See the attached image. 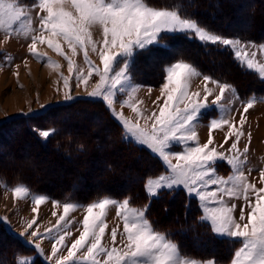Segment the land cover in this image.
I'll use <instances>...</instances> for the list:
<instances>
[{
  "label": "snow or ice",
  "instance_id": "6c2138e0",
  "mask_svg": "<svg viewBox=\"0 0 264 264\" xmlns=\"http://www.w3.org/2000/svg\"><path fill=\"white\" fill-rule=\"evenodd\" d=\"M36 9L39 10L36 15L38 27L33 28L31 13ZM94 29L102 33V40H93ZM0 33L5 41L13 36L30 41L27 51L33 58L58 68V64L38 51V45H47L67 61L70 76L75 73L76 87L84 85L87 90L89 79L93 75L98 77L93 90L88 93L89 98L104 104L121 126L125 141L146 147L160 162L159 172L146 178L144 190L149 203L143 207L132 206L129 198L118 201L111 197L97 199L86 206L63 203V214L57 225L62 221L71 225L72 222L66 218L71 212L83 208L86 214L82 220V231L70 246L65 244V237L71 232L66 229L59 233L53 239L48 259L55 257L54 264H205L190 259L168 234L156 230L147 216L151 201L161 198L164 193L174 195L183 191L189 207L195 201L200 209L201 224H207L215 235L230 238L239 245L230 264H264V186L257 188L248 181L244 171L247 157L245 155L242 160L237 147L241 137L245 136L247 117L244 113H248L257 102H264V98L258 101L253 96L240 100L232 86L203 75L194 64L181 59L164 67L160 96L153 101L158 112L154 110L146 115L140 108L144 101L137 99L142 86L134 83L133 78L138 56L150 54L166 39L183 35L196 40L205 49L214 46L230 50L241 67L255 71L264 82V63L255 61L257 51L264 54V44L219 35L201 26L195 19L182 15L181 6L157 7L149 0H31L30 3L0 0ZM61 42L68 46L73 56L77 50L83 52L86 74L83 69L75 68ZM89 48L97 54L99 65L89 59ZM3 60L10 66L12 57L4 54ZM24 62L27 64L26 60ZM15 74L18 76V72ZM194 78H202L203 95L200 91H190ZM61 79L63 87L70 92L69 79L62 75ZM209 83L216 86L217 94L214 95L208 88ZM152 90L149 87L148 93L151 94ZM229 92L230 97L226 95ZM121 95L125 98L118 99ZM213 95L214 98L209 101ZM65 98L72 99V96L65 93ZM161 100L162 104L158 103ZM236 101L243 106L238 122H235L234 109L230 106ZM117 104L121 108H129L135 114L136 122L133 123L122 111L118 112ZM211 111H218L221 115L210 118L208 139L200 143L197 129L200 121ZM141 118L145 122L151 121L150 130L140 126ZM224 126H227V134L223 143L213 146L212 131ZM53 133L54 130H45L40 135L47 138ZM232 137L235 140L226 151L233 155L217 151V147L223 148ZM247 137L251 142L250 132ZM248 151L246 145L243 153L247 154ZM221 165L229 167L227 176L219 174ZM251 171L249 168L248 173ZM259 180L264 184V169L259 171ZM0 185L10 190L15 200H30L35 205L32 212H37L48 199L32 194L22 183L10 189L3 181H0ZM239 200H243V205L232 202ZM57 205L59 202H54V206ZM238 207L237 218L234 212ZM110 208L116 210L117 224L110 230L109 246L102 241L108 229L106 216ZM120 223L123 225L122 231ZM34 224L35 218L27 222L21 236L26 233L37 240L46 238L35 229L29 231ZM0 225L8 227L3 219H0ZM51 231L49 229L47 233ZM28 247H32V242ZM62 248H66V255H57ZM33 250L37 257L43 255L39 242H35ZM77 253H81L79 258ZM19 264H35V258L31 261L21 259ZM207 264L215 262L209 261Z\"/></svg>",
  "mask_w": 264,
  "mask_h": 264
},
{
  "label": "rangeland",
  "instance_id": "374dc122",
  "mask_svg": "<svg viewBox=\"0 0 264 264\" xmlns=\"http://www.w3.org/2000/svg\"><path fill=\"white\" fill-rule=\"evenodd\" d=\"M228 1L232 2L233 0ZM259 1H262L263 3L262 8L264 12V0ZM21 2L30 3L31 0H21ZM253 2L254 0H245V3L235 6L234 12L232 14H225L223 10L221 11L217 9L216 13H220L219 15L227 20L224 21L225 23L221 27L225 26L228 30H236L251 26L253 22L246 15L249 14V11L253 7ZM209 3H217V1L214 2V0H210ZM212 9L213 8L210 7V10ZM38 11L39 10L36 9L31 13L33 17V28L38 27V19L36 18ZM205 13L209 14L208 10ZM263 14L264 13H261L260 9V13L258 16H261L260 18H262V21H264ZM210 17L213 18V16ZM256 23V32H258V22ZM260 33L264 35V30ZM217 34L225 36V33ZM239 38L241 40L254 42L257 45L264 44V42H257L255 40L247 39L244 37ZM93 40H102V33H98V30L94 29ZM29 42L30 41L25 40L23 37L17 38L16 36H13L10 40L5 41L3 34L0 33V181H3L9 189L22 183L23 185L27 186L29 190L31 189L30 191L32 194L45 196L48 199L46 203H43L39 206L37 212H32L31 209L35 207V205L32 204L30 200H15L13 198L12 192L10 190H6L2 185H0V219L3 218L6 224L10 225L8 227H4L2 225L3 228L9 230L10 227V231L21 237V239L25 243L29 244V242H33L32 245H34L35 242H39L41 245V249L43 250V255L48 259L51 256L53 239L56 238L59 233H63L66 229L71 232V235L65 237V244L70 246L71 243L79 237L80 231H82V220L84 215L86 214L83 208L71 212L70 215L66 218L67 220L72 222L71 225L63 221L60 223V225H57V221L60 215L63 214V203L71 201V203L78 202L77 204L86 206L92 203L91 201L88 202V198L90 196H94L97 193H100L101 191L103 192V194L100 195V197H98L97 199L111 197L118 201H122L123 199H119L111 194H108V191L113 189V191H115V194L117 195L118 192L128 189L129 186L131 187L134 185L135 187H137L136 181L140 179L139 173H141L140 168L142 167V163L140 164L141 166L138 165V163L136 162L137 158L132 156L131 163L127 162L126 167L122 166V160H125L123 158L124 155L122 154V156H119L121 153H119L120 151H116L117 148H114L112 150L109 149L110 146H105L104 143H106L107 139L106 133L103 134V132L98 129L101 124V112H98L96 115L94 114L90 117L89 113H87L86 110L88 109L87 105H79L71 109L67 108L64 110L60 108H54V110H51L52 112L50 111L51 113L49 112V114L44 119L39 120L38 123L40 125L42 124V127H51L49 131L53 130L52 122L58 124L61 129L59 138H61L64 133L68 132H70L73 136L77 133V131L84 134L87 133L94 135V138H97L100 141L101 146L98 147L97 150L93 148H90L88 150L89 154H91L94 158L91 162L89 160H86L88 156L87 151H83L82 154L81 152L78 154L76 153V150L68 149L63 144L61 145L62 149H59L57 151L50 149L44 151L41 147L38 148L35 145V142L32 140V136L30 134V129L25 127L23 124L19 125L18 123H20V121H18V119H21L22 117L28 119L33 118V116L40 115L41 113L43 114L52 107H57L65 103H71L75 100H93L89 98L88 93L93 90L92 86L96 81H98V77L93 75V77L89 79L87 90H85L84 85L76 87L74 79L75 73L70 76L68 72L67 61L62 56L57 55L54 51L49 49L47 45H38V51L41 54H44L46 59L54 62L55 64H58L59 67H51L47 64L38 62L27 51V44ZM62 45L64 46H62V48L65 51L66 55H68L73 60L75 68L83 69L86 74L87 65L84 63L83 52L77 50L76 55L71 56L68 53V46L63 42ZM226 51L231 52L228 49ZM250 51H256V49H250ZM88 53L89 59L92 60L94 64L99 65L100 62L97 54L91 52L90 48L88 49ZM4 54H8L12 57L10 66L3 60ZM25 60L27 61V64H25ZM157 60L158 59H156V56L148 57L146 58V60H144V62H142V66L148 70L147 72H153L154 74H156L159 68V63ZM255 61L258 64L264 63V54H261L259 51H257ZM36 64H38L39 66H36ZM47 68L51 69L48 70ZM231 69L235 75V78L237 80L239 79V81L242 80L243 76L240 75V72H238V70L234 69L233 67ZM17 72L18 76L15 74ZM226 74L228 75L229 73ZM61 75L64 78L69 79V88L71 89L70 92L69 89H65L63 87V79H61ZM146 76H148V74ZM213 79L218 80V78L216 79L215 77ZM245 80L241 81L242 90L243 88L248 89V85L250 83L252 86L253 83H255L252 78H249V80H247L246 77ZM198 82V79L194 78L191 81L190 90L200 91L201 95H203L204 83L199 84L195 88V85ZM227 84L234 88L233 84ZM160 87L158 88L160 89ZM208 88L214 93V95L217 94L218 90L216 89V86L214 84L209 83ZM257 91L260 93L257 94L255 92L251 97L255 96L259 101L261 98H264V89H260V87H257ZM154 92L157 91L152 90L151 94H149L148 89H143L141 92L137 93V99L144 101V103L140 106H144L142 111L146 115H150L151 111H154L157 108L156 105L153 104V101H156L155 97L160 96V94L157 93L156 95L154 94ZM65 93H69V95L72 96V99H66ZM214 95L209 97V101L214 98ZM226 95L230 97L231 92L227 93ZM122 97L123 95L118 97V99H123ZM225 106L227 107L229 105L225 104ZM230 106L234 109L235 122H238L240 119V113L243 111V106L239 101H236ZM116 110L118 112L122 111L126 117L131 118L134 122H136L137 118L129 108H121L120 105L117 104ZM220 115L221 113H219L218 111H211L200 121V126L197 129L200 143H205L208 139L209 129L207 125L210 118H219ZM244 115L247 117L246 123L244 125L245 136L241 137V141L237 147L241 154L240 158L243 160L245 155L247 157V164L244 168V171L247 175L248 181L254 183L256 187L259 188L264 186V184H261L259 180V171L261 169H264V102H257L254 107L252 109H249V112L244 113ZM63 118H65L66 122H62ZM60 120L61 122H58ZM149 122L150 121L145 122V120L142 118L139 120L140 125L145 127H148L150 125ZM237 126L239 127L238 124ZM45 130L48 129H43L40 131ZM248 132L251 133V142H249L247 137ZM55 133H57L56 130L54 131L53 135H55ZM226 134L227 126H224L223 129L213 130L211 133L214 141L213 146L222 144ZM51 135L52 134H50L49 137H51ZM234 140L235 137L230 138L228 140V143L223 145V148L217 147V151L225 152L226 155H233L234 153H229L226 150L230 147L231 143H233ZM246 145L249 148V151L247 154H244L243 149ZM117 153H119V158L118 156H116ZM124 153L128 155L127 152L124 151ZM1 162H4V165H2ZM107 163L108 165L114 166V168L116 169L115 174L106 172L105 165ZM153 164L155 166V162L148 161V163L146 162V167L149 168L150 165L153 166ZM22 166L26 168V175L19 174L22 172ZM14 167H16L18 171H16V168L14 169ZM249 168L252 169L250 174L248 173ZM119 169H122V172L119 171ZM228 170L229 167L227 165H221L219 167V174L222 176H227L229 174ZM20 178H24L30 181L29 183H32L33 188L28 184L26 185L25 182L18 183V179ZM112 182H114V185ZM45 184H47L48 186L44 187L43 185ZM37 187H41V189H38ZM34 188H37L36 191H33ZM71 188H73L74 190H70ZM71 193V198H67ZM54 202H59V205L54 206ZM130 202L134 207H139L136 206V204L142 205L141 207H143L145 204L149 203L148 201L144 204V201L141 197L135 198L133 200L130 199ZM232 202L237 203L238 205H243L244 203L243 200ZM151 203L152 201L150 202V208L152 205ZM177 207L180 209L181 204ZM150 208L147 212V216L153 227L158 230L157 226L154 225V223H156L154 218L151 217L152 208ZM156 208H158V205L156 206ZM189 209L194 211L197 215L196 221H198L197 223L200 225V229H202L199 233L201 236L205 238L207 237L206 235L212 234L217 238L225 239L228 241L232 240L227 237H219L215 235L207 224H201L199 222L201 211L195 201L191 202V206L188 208V210ZM174 211L175 210H173V212ZM245 211L247 212L248 209L245 208ZM53 213H55V215H53ZM115 213V208H110L106 216L108 229H106L105 239L102 241V243L109 244V246L110 230L117 224ZM234 216L238 218L239 207L234 212ZM34 218L36 219V224H34L33 229H29V231L35 229L38 231V234L40 236H46V238L42 240H37L36 237H29L26 233L23 237L21 236V233L24 232V229L26 227V223L31 222ZM161 219L162 221H166L172 219V217L170 215H165L162 216ZM159 223L161 224V222ZM159 223L158 225L160 226ZM122 227L123 225L122 223H120V231H122ZM49 229L52 230L51 233H47V230ZM77 229H79V231H77ZM165 233L168 234V236L179 246L181 251L188 257H192L190 254L191 249L193 248L192 245L188 243L189 239H193V242L195 243V246L197 248H206V246L200 245V243H202V240L198 237V235L190 233V230L183 232V234L187 238L186 240L182 237L178 238L177 236H172L167 232ZM230 246V250H232L230 252L231 254H224L223 261H218L214 258H200L196 256L189 258H196L198 261L205 262V264H207L209 260L214 261L215 264H230V259L234 254V250L239 245L237 243L235 244L234 242H230L228 249ZM217 248L220 249V246H218ZM0 251L5 253L6 248L1 246ZM81 252H83V250H81ZM36 254L37 253L32 250L31 253L24 252L22 255H19V258L20 260L28 259L31 261L33 258H35ZM61 254L66 255V248H62L61 252L57 255ZM80 256L81 253H77V258H79ZM48 260L52 264H54L55 257Z\"/></svg>",
  "mask_w": 264,
  "mask_h": 264
},
{
  "label": "trees",
  "instance_id": "16d2710c",
  "mask_svg": "<svg viewBox=\"0 0 264 264\" xmlns=\"http://www.w3.org/2000/svg\"><path fill=\"white\" fill-rule=\"evenodd\" d=\"M213 1V0H212ZM217 3H209L210 0H149V3H151L154 6L157 7H172L173 5L181 6V14L187 15L195 20L198 21V23L201 26H205L208 29L212 30L215 33L223 34L225 33V36L227 37H244L247 39L255 40L257 42H264V35L261 34L264 30L262 18H260L258 15L263 12V3L259 0H254V4L252 3V8L249 11L248 16L253 24L251 26H248L246 28L236 29V30H228L227 27L223 26L224 21H227L225 18L221 17L219 14L216 13L217 9L223 10L225 14H232L234 12L235 6L245 3V0H214V2ZM238 1V2H236ZM221 2V3H219ZM210 7L213 9L210 10ZM209 12L205 13V12ZM264 15V14H263ZM210 16H213L211 18ZM258 22V29L259 31L256 32V27ZM263 28V29H262ZM225 31V32H224ZM166 46V47H164ZM227 50V49H226ZM224 49H217L214 46H209L207 49L202 47L199 42L192 39H187L183 35H177L172 37L171 39H166L162 41V46L160 47H154L151 51V53H144L143 55H140L136 58V62L133 68V78L134 82L146 87H153L158 88L163 83V77L164 72L163 69L166 65H169L177 60H184L186 62H190L194 64L199 71L204 75H210L212 78H218V80L222 82H227L230 84H233L234 87L237 89V92L241 99H248L253 95V93H260L257 91V87H260V89H264V82L261 81L260 78H258V75L254 71H248L245 68L241 67L240 64L234 59L231 52H228ZM156 56V59H158L159 68L156 74L153 72H147L148 70L144 68L142 65V62L146 60V58ZM230 60V61H229ZM234 68L240 72V75L245 78L247 77V80L249 78H252V80L255 82L253 83V86L251 83L248 85L247 88L241 89V81L239 79L237 80L235 78V75L231 68ZM226 73H229L228 75ZM148 74V76H146ZM231 75V76H230ZM246 82V81H245ZM250 88V90H249ZM78 100V99H77ZM79 105H87L88 109L87 113H89L90 117L94 114L96 115L98 112H101L102 118H101V124L99 126V130L101 132L106 133L107 139L105 145L110 146L109 149L117 148L116 151H120L121 153H117L116 156H122L125 160H122L121 163L123 167L127 166V162L131 163L132 156L136 157V162L138 165L142 163V167L140 168L141 173H139L140 179L136 181L137 187L129 186L128 189L122 190L121 192H118V194H115V191L110 190L108 191V194L113 195L114 197H117L119 199H125L126 197L133 200L135 198L141 197L144 201V204L148 202V199L146 197V193L144 190V185L146 178L149 175H155L156 172H159L160 170V162L157 160V158L151 153L150 150H148L146 147L138 146L135 143H129L124 140L123 132L121 131V126L119 125L118 121L110 115L109 111L106 109L104 104L100 102L99 100H89V99H82L80 101H73L71 103H65L61 104L57 107H52L49 110H47L45 113H41L40 115H35L33 118H25L22 117L21 119H18L20 123L19 125L23 124L25 127L30 129V134L32 136V140L35 142V145L38 148H42L45 150H59L62 149L61 145L63 144L68 149H74L76 150V153H83V151H87L88 154L86 160H89L90 162L94 159L91 154H89V149H98V147L101 146L100 141L97 138H94V135L92 134H84L82 132H78L71 135L70 132L64 133L61 138H59V134L61 132L60 126L56 124L55 122H52L53 130L57 131L55 135H51V137L45 139L40 135V130L48 129L50 130L51 127L45 126L39 124L38 121L41 119H44L49 112L54 108H60L62 110L64 109H71L73 107L79 106ZM52 112V111H51ZM50 112V113H51ZM88 115V114H87ZM58 122H61L58 121ZM62 122H66L65 118L62 119ZM13 123V122H12ZM62 128V127H61ZM98 143V144H96ZM82 146V147H81ZM127 152L128 155L126 153ZM71 155V154H69ZM118 156V158H119ZM67 157V156H66ZM122 158V157H121ZM128 160V161H126ZM153 161L155 162V166L153 164L150 165V167H146V162ZM2 165H4V162H1ZM141 166V165H140ZM158 166V168H157ZM16 167H14L15 169ZM158 169V170H157ZM106 172L110 174H115L116 169L113 165H108V163L105 165ZM16 171L18 169L16 168ZM119 171L122 172V169H119ZM26 168L22 166V172L19 173L21 175H26ZM18 182H25L26 184L30 185L33 188L32 183H29L30 181L20 178L18 179ZM114 185V182H112ZM77 184V183H76ZM112 185V184H110ZM44 187H47L48 185H43ZM74 186V185H72ZM119 186V185H117ZM38 189H41V187H37ZM37 188H34L33 190L36 191ZM66 188V187H65ZM70 190H74L71 188ZM107 191V190H106ZM113 191V192H112ZM103 192L95 194L94 196H90L88 198V202H94L97 200L100 195H102ZM72 193L68 195L67 198H71ZM176 201V202H175ZM189 201L186 199L185 193L183 191L177 192L174 195L164 193L161 198L157 200L152 201V214L151 217L154 218L155 222L154 225L157 226L158 231L160 232H167L171 234L172 236H177L187 239L186 236L183 234L184 231L190 230V233H194L198 235V237L202 240V243L200 245L206 246L205 249H199L195 246V243L193 242V239H189L188 243L192 245L191 249V256H196L200 258H214L218 261L224 260V254H231L230 252L232 250L231 246L228 249V246L230 242H233V240H225L221 238H217L213 236L212 234L206 235L207 237L201 236L199 233L202 229H200V225L197 223V215L194 211L188 210ZM180 209L177 206H180ZM158 205V208L156 206ZM136 206L141 207L142 205L136 204ZM150 208V209H151ZM176 208V209H175ZM173 210H175L173 212ZM170 215L172 219L170 220H163L161 219L162 216ZM161 222V224L159 223ZM160 224V226L158 225ZM192 224V225H191ZM195 224V225H194ZM183 230V232H182ZM183 242V241H182ZM185 244V241H184ZM236 244V243H235ZM3 246L6 248V252L3 253L0 251V264H19V255H22L24 252L31 253V251L34 249V245H32L31 248L28 247V244L25 243L21 237H19L17 234L12 233L11 231L7 230L6 228H3L2 225H0V247ZM220 246V249L217 248ZM35 264H52L44 255L37 257V254L35 255Z\"/></svg>",
  "mask_w": 264,
  "mask_h": 264
},
{
  "label": "crops",
  "instance_id": "0c3cea01",
  "mask_svg": "<svg viewBox=\"0 0 264 264\" xmlns=\"http://www.w3.org/2000/svg\"><path fill=\"white\" fill-rule=\"evenodd\" d=\"M62 43V42H61ZM63 46V45H62ZM68 53L70 54V55H72V53H71V51L68 49ZM92 54V53H91ZM92 57H93V55H92ZM196 79H200L201 80V78H196ZM202 82H203V80H201ZM195 82V81H194ZM142 86V85H141ZM149 87H144V86H142L141 87V90L139 91V92H141L143 89H148ZM152 88V87H151ZM233 88V87H232ZM235 88V87H234ZM153 89V91H157V92H154V94H156L157 95V93H159L160 94V90H159V88H152ZM235 90H236V92H237V89L235 88ZM190 91H192V90H190ZM238 93V92H237ZM138 95V94H137ZM239 95V94H238ZM158 96H156L155 98H157ZM240 97V96H239ZM123 99L125 98V96H123L122 97ZM241 99V98H240ZM156 100V99H155ZM158 103H161L162 104V100L161 101H159ZM140 108H141V110L144 108V106L142 107V106H140ZM155 111H157L158 112V109L156 108L155 109ZM131 119V118H130ZM132 120V122L133 123H135L134 121H133V119H131ZM150 123V125L148 126V127H146V128H148V130H150V126H151V121L149 122ZM141 127H145V126H142V125H140Z\"/></svg>",
  "mask_w": 264,
  "mask_h": 264
},
{
  "label": "bare ground",
  "instance_id": "6f19581e",
  "mask_svg": "<svg viewBox=\"0 0 264 264\" xmlns=\"http://www.w3.org/2000/svg\"><path fill=\"white\" fill-rule=\"evenodd\" d=\"M218 14V13H217ZM238 17V16H237ZM250 22V21H249ZM225 32V31H224ZM243 38V37H242ZM64 47V46H63ZM72 56V55H71ZM36 66H39L38 64H36ZM48 70L49 69H51V68H47ZM242 79H244V77L242 78ZM198 83H196V85H195V88L199 85V84H201V83H203L200 79H198ZM246 81V80H245ZM137 84V83H136ZM138 85H140V84H138ZM143 86V85H142ZM87 134V133H86ZM107 145V144H106ZM105 145V146H106ZM73 159H74V157H73ZM70 163V162H69ZM72 164V163H71ZM70 166V165H69ZM72 167V166H71ZM160 167V166H159ZM157 168H158V166H157ZM158 170V169H157ZM229 171V170H228ZM6 172V171H5ZM156 173H158V172H156ZM5 176V175H4ZM15 176V175H14ZM13 178H15V177H13ZM17 178V177H16ZM17 181V180H16ZM19 183V182H18ZM5 184V183H4ZM27 185V184H26ZM30 188V187H29ZM31 190V189H30ZM34 191V190H33ZM49 194V193H48ZM38 195V194H37ZM64 196V195H63ZM52 197V196H51ZM55 197H56V194H55ZM55 200V199H54ZM71 202V201H70ZM176 202V201H175ZM62 203V202H61ZM73 203V202H72ZM75 203H78V202H75ZM83 204V203H82ZM85 205V204H84ZM1 217V216H0ZM3 219V218H2ZM8 219V218H7ZM151 219V218H150ZM8 221V220H7ZM8 226H10V225H8ZM10 228V227H9ZM11 228H12V226H11ZM19 234V233H18ZM20 235V234H19ZM23 237V236H22ZM26 239V238H25ZM30 243V242H29ZM33 243V242H32ZM80 255V254H79ZM190 257V256H189ZM190 258H192V257H190ZM195 260H197L196 258H194ZM199 259V258H198ZM202 260V259H201ZM210 261V260H209ZM207 262V261H206ZM217 264V263H216Z\"/></svg>",
  "mask_w": 264,
  "mask_h": 264
}]
</instances>
